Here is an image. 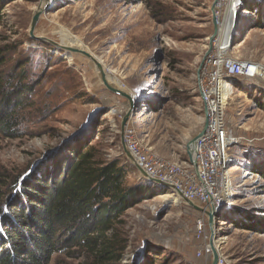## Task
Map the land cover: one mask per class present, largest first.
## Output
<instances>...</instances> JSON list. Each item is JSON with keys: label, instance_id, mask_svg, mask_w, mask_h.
<instances>
[{"label": "rangeland", "instance_id": "rangeland-1", "mask_svg": "<svg viewBox=\"0 0 264 264\" xmlns=\"http://www.w3.org/2000/svg\"><path fill=\"white\" fill-rule=\"evenodd\" d=\"M50 1L54 6L42 15L36 37L65 45L73 37L82 43L75 48L97 58L110 85L127 92L134 108L105 87L93 61L30 37L41 0H0V48L8 61L2 71L15 82L25 80L32 90L20 98L16 137L0 138V188L10 178L27 176L94 123L100 125L95 140L103 142L107 159L127 160L122 122L129 110V124L143 146L165 160L189 162L188 145L205 126L197 73L214 34L215 0ZM242 10L231 53L264 66V0H243ZM23 69L26 75L16 78ZM227 122L243 139L231 151L232 165L264 172V80L234 82ZM241 174L237 170V183L244 182ZM128 184L145 193L124 218L128 243L121 264H213V258L198 257V212L174 203L172 190L146 180L136 168ZM258 184L247 182L248 190L217 211L213 241L223 243L231 264H264V187ZM207 232L212 236L209 225ZM64 261L57 255L51 264Z\"/></svg>", "mask_w": 264, "mask_h": 264}, {"label": "trees", "instance_id": "trees-1", "mask_svg": "<svg viewBox=\"0 0 264 264\" xmlns=\"http://www.w3.org/2000/svg\"><path fill=\"white\" fill-rule=\"evenodd\" d=\"M5 54L0 48V138L12 139L20 98L32 90L3 73ZM96 127L84 126L26 177L0 188V264H51L57 255L66 259L62 264H121L128 243L124 218L145 189L128 184L135 169L128 159H107ZM253 170L264 177L260 168Z\"/></svg>", "mask_w": 264, "mask_h": 264}, {"label": "built area", "instance_id": "built-area-1", "mask_svg": "<svg viewBox=\"0 0 264 264\" xmlns=\"http://www.w3.org/2000/svg\"><path fill=\"white\" fill-rule=\"evenodd\" d=\"M242 6L243 0H218L212 12L217 23V34L210 41V47L201 60L197 73L198 93L204 107L207 128L194 152L195 164L159 157L142 145L135 128L130 124L124 134L127 150L145 174L172 187L176 195L180 197V193L184 199L208 212L213 209L218 211L223 202H229L240 191L248 190L244 186L249 181L264 187V177L261 174L249 167L238 168L236 164L232 165L235 161L231 151L243 140L234 135L227 122L229 102L234 95V82L243 79L259 83L264 78L263 64L234 58L231 53L238 38ZM227 16L231 18L230 25L222 35H218L220 29H225ZM223 38L224 45L221 41ZM237 170L242 172L244 182L235 181ZM180 199L185 204L181 197ZM208 221L206 214L199 213L196 235L202 241V246L198 257L206 261L213 258L212 236L207 232ZM216 236L217 234L215 238ZM214 247L220 255L218 264H231L222 253L223 243H214Z\"/></svg>", "mask_w": 264, "mask_h": 264}, {"label": "water", "instance_id": "water-1", "mask_svg": "<svg viewBox=\"0 0 264 264\" xmlns=\"http://www.w3.org/2000/svg\"><path fill=\"white\" fill-rule=\"evenodd\" d=\"M217 1L218 0H215L214 3H213V5H212V12L215 9V6H216ZM43 5H44V7H43ZM52 6H54L53 1H50V0H41V4L38 7V10L35 12V14L33 16L32 24H31V28H30V37L32 39L42 40L45 43H49L50 45H52L56 49H60V50L64 51L68 56H72L73 54H80V55H83V56L87 57L91 61H93V63H95L97 69L99 70V72L101 74L102 82L105 85V87L111 93H113V94H115V95H117L119 97H122V98L127 99L131 103V106L134 108V100H133V98L127 92L122 91V90H120L118 88H115L114 86H111L110 85L109 80L107 78V73L105 72V69L99 63V61L97 60V58H95L94 56H92L90 53H88L85 50L68 47L65 44L56 43V42H54V41H52V40H50L48 38H45V37H36L35 31H36L37 25H38V23H39L42 15L45 14V13H48V10ZM213 25H214V34L211 37V40L217 34V23H216L215 19H213ZM131 116H132V111L129 110L128 113L126 114V116L124 117L123 122H122V145H123V148H124V151H125V154L127 156L128 161L131 163V165L133 167H135L139 171V173L141 174V176H143L146 180H148L150 182H153V183H156V184H158V185H160V186H162L164 188H167L168 190H172L173 191V188L172 187H170L168 185H165L164 183H162V182H160V181H158L156 179L150 178L147 174H145L144 171L142 170V168L137 164V162L134 160V158L132 157V155L130 154V152L127 150L126 145H125V141H124V134H125V129L129 125V122L131 120ZM206 128H207V125L205 124V126H204L203 130L201 131V133L196 138H194V140L191 141L189 143V145H188V154H189V157H190V161L193 164H195V161H194V152L196 151L197 144H198L201 136L205 132ZM179 195L183 199V201L185 202V204L187 206L191 207L196 212L204 213V214H206L208 216V218H209V226H210V229L212 231L211 246L213 248V264H218L220 255H219L218 250L215 249V247H214V241H213L215 239L214 223H215V217H216V214H217V210L216 209H213L211 212H208V211H206L204 209H201V208L193 205L191 202H189L186 199H184V197L180 193H179Z\"/></svg>", "mask_w": 264, "mask_h": 264}, {"label": "bare ground", "instance_id": "bare-ground-1", "mask_svg": "<svg viewBox=\"0 0 264 264\" xmlns=\"http://www.w3.org/2000/svg\"><path fill=\"white\" fill-rule=\"evenodd\" d=\"M44 7V6H43ZM42 7V8H43ZM44 9V8H43ZM230 22H231V18H230V16H227V19H226V21H225V29H220L219 31H218V35H222V33H223V31H225V30H227L228 29V27H229V25H230ZM241 24V23H240ZM238 33V32H237ZM239 35V34H238ZM70 39V41H69V43L67 44V46L68 47H72V48H75L76 46L78 47H82V43H80V42H77V40L76 39H74L73 37H70L69 38ZM221 41H222V45H224V43H223V41H224V38L223 39H221ZM71 45V46H70ZM78 49V48H77ZM100 63V62H99ZM103 67V66H102ZM264 80V79H263ZM260 82H262V80L260 81ZM259 82V83H260ZM116 88V87H115ZM177 196V199L176 198H173V200H175V202L174 203H181L182 201H181V199H180V197L178 196V195H176ZM220 232V231H219ZM215 234H217V232H215ZM216 245H220V242L219 241H217V242H214Z\"/></svg>", "mask_w": 264, "mask_h": 264}]
</instances>
